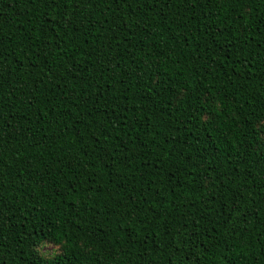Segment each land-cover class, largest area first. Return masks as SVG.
<instances>
[{"label": "trees", "instance_id": "obj_1", "mask_svg": "<svg viewBox=\"0 0 264 264\" xmlns=\"http://www.w3.org/2000/svg\"><path fill=\"white\" fill-rule=\"evenodd\" d=\"M0 264H264V0H0Z\"/></svg>", "mask_w": 264, "mask_h": 264}, {"label": "rangeland", "instance_id": "obj_2", "mask_svg": "<svg viewBox=\"0 0 264 264\" xmlns=\"http://www.w3.org/2000/svg\"><path fill=\"white\" fill-rule=\"evenodd\" d=\"M58 249L57 248H54L53 246H46L43 251H46L48 252V254H52L53 252L57 251Z\"/></svg>", "mask_w": 264, "mask_h": 264}]
</instances>
